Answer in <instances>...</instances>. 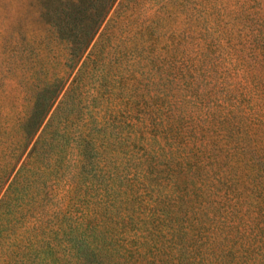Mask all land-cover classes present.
<instances>
[{
  "label": "trees",
  "instance_id": "16d2710c",
  "mask_svg": "<svg viewBox=\"0 0 264 264\" xmlns=\"http://www.w3.org/2000/svg\"><path fill=\"white\" fill-rule=\"evenodd\" d=\"M58 3L70 9H57L56 20L64 26L91 25L96 34L104 27L65 101L100 43L111 39L113 28L135 42L130 50L147 53L134 87L120 101V159L114 163L110 156L102 158L106 200L74 218L73 264H264L261 0L237 3L231 14L236 30L224 24L225 10L201 7L193 28L200 31L197 53L190 56L179 47L174 49L180 51L179 58L173 53L161 61L148 52V46L161 42L164 31L155 22L156 14L144 11L150 0ZM174 30V41L189 43L190 29ZM113 118L110 113L103 131L110 130ZM211 132L218 137H210ZM107 136L112 133L107 131ZM110 146L108 141L106 148ZM33 155L28 154L25 168H34ZM9 187L0 199V213H12L19 205L11 203ZM87 189L93 193L92 187ZM50 206L57 207L52 214ZM60 210L59 202L43 200L34 207L37 217L47 218L44 224ZM47 245L53 249L52 243Z\"/></svg>",
  "mask_w": 264,
  "mask_h": 264
},
{
  "label": "rangeland",
  "instance_id": "374dc122",
  "mask_svg": "<svg viewBox=\"0 0 264 264\" xmlns=\"http://www.w3.org/2000/svg\"><path fill=\"white\" fill-rule=\"evenodd\" d=\"M58 1L0 0V186L7 181L3 192L10 186V201L19 204L12 213H0V264H73L74 218L106 200L102 158L110 156L114 163L120 159V101L124 91L134 87L147 59V53L130 50L135 42L128 35L113 28L111 39L100 43L76 91L65 101L104 27L96 34L91 25L64 26L56 20L57 9L65 6ZM239 1L214 0V6L209 0H150L144 11L156 14L155 22L164 31L161 42L148 46V52L158 61L173 53L179 58L180 51H174L179 47L196 54L200 31L193 28L201 7L225 10L224 24L236 30L231 14ZM185 28L193 32L189 43L171 38L174 29ZM110 113L114 121L108 137L103 130ZM210 137L218 136L211 132ZM108 141L113 143L110 148ZM32 152L34 168H25ZM39 200L60 203L51 222L44 224L47 218L35 214ZM55 210L50 206L51 214ZM87 255L83 251V258Z\"/></svg>",
  "mask_w": 264,
  "mask_h": 264
}]
</instances>
